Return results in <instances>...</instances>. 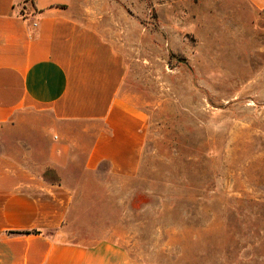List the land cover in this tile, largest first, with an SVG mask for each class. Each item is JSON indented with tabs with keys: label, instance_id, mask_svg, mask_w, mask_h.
<instances>
[{
	"label": "rangeland",
	"instance_id": "obj_1",
	"mask_svg": "<svg viewBox=\"0 0 264 264\" xmlns=\"http://www.w3.org/2000/svg\"><path fill=\"white\" fill-rule=\"evenodd\" d=\"M117 1L150 121L138 178L81 188L83 151L47 168L57 140L37 123L0 127V153L70 177L82 240L121 237L142 264H264V20L245 0Z\"/></svg>",
	"mask_w": 264,
	"mask_h": 264
},
{
	"label": "crops",
	"instance_id": "obj_2",
	"mask_svg": "<svg viewBox=\"0 0 264 264\" xmlns=\"http://www.w3.org/2000/svg\"><path fill=\"white\" fill-rule=\"evenodd\" d=\"M245 1L259 31L264 0ZM114 11L124 19L117 0H0V127L37 123L54 136L47 168H65L81 149V188L138 178L147 143ZM57 172L51 180L0 153V264H142L121 237H78L79 192Z\"/></svg>",
	"mask_w": 264,
	"mask_h": 264
}]
</instances>
